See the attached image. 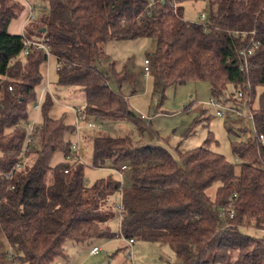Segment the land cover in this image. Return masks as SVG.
<instances>
[{
    "label": "trees",
    "instance_id": "1",
    "mask_svg": "<svg viewBox=\"0 0 264 264\" xmlns=\"http://www.w3.org/2000/svg\"><path fill=\"white\" fill-rule=\"evenodd\" d=\"M44 1L49 10L35 31L45 28L47 49L31 46L24 55L26 33L8 29L23 4L0 0V264H55L67 241L120 234L176 244L184 257L173 264H264V0H211L203 23L185 19L186 0ZM142 37L156 41L151 62L160 95L170 85L206 80L212 99L252 111L255 131L231 141L238 163L207 146L176 148V157L161 145L101 135L93 140V165L126 164L125 183L120 189L110 174L87 184L69 136L76 127L50 116L55 96L49 90L39 99L38 88L49 82L44 86L42 66L56 59L57 84L84 92V114L132 118L128 99L110 88L111 76L99 63L107 57L104 43ZM112 74L121 87L126 73ZM258 86L263 91L254 108ZM40 101V122L24 154L31 111ZM58 151L65 160L51 165ZM216 182L212 199L207 189ZM223 207L232 208L233 217L221 214ZM116 217L118 233L109 226ZM248 226L263 233L250 234Z\"/></svg>",
    "mask_w": 264,
    "mask_h": 264
},
{
    "label": "rangeland",
    "instance_id": "2",
    "mask_svg": "<svg viewBox=\"0 0 264 264\" xmlns=\"http://www.w3.org/2000/svg\"><path fill=\"white\" fill-rule=\"evenodd\" d=\"M210 1L186 0L183 2L185 19L192 22H206L210 13ZM29 2L36 6V11L35 18L26 23L25 33L32 40L43 41L44 33L35 30L41 24L38 22L40 21L38 17L49 10V4L44 0H29ZM44 8H46L45 11ZM26 12V6L23 5L22 11L14 18V21L21 20L26 16ZM202 13L205 14L204 18H201ZM102 46L107 57L101 60L99 67L111 76L110 88L121 91L128 99L135 114L132 118H97L84 114L86 105L84 92L75 86L57 84L56 59L51 56L42 66L44 86L48 79L49 91L55 96V104L49 113L50 116L54 119H63L65 124L76 127L75 115L69 106L82 110L78 129L76 128L75 132L69 136L73 144L79 141V157L81 156L85 164V179L88 185L110 174L117 178L110 168H98L93 165V140L101 135L128 137L136 145H161L176 157L178 156L176 148L188 150L207 146L224 155L230 162L238 163L232 151L231 141L247 139L255 131L253 120L249 118L252 111L247 106L241 108V116H217L216 109L211 104L210 83L206 80H191L180 85H170L166 88L164 97L160 95L155 89L152 70L150 75H146L144 71V60L151 58L156 48V41L153 38L110 40ZM113 70L126 73V79L121 87L113 77ZM41 90L39 87V99L44 93ZM262 91L261 86L256 88L254 108L259 106ZM36 113L39 112L31 111V120L35 119ZM90 123L95 126L90 127ZM35 157L36 154L30 156L28 163ZM64 160L62 152L58 151L53 155L51 165ZM219 185L220 183L216 182L207 189L212 199H215ZM112 202L116 211H119L121 204L119 192L112 196ZM109 226L113 232L118 233L119 218L110 220ZM244 230L254 235L263 233L252 226L245 227ZM95 244L99 245L101 250L98 254H90ZM6 249L7 257L10 258L12 250ZM133 250L134 255L131 261L128 257V247L119 235L114 238H97L85 243L67 241L66 255L58 257L55 264H123L125 262L173 264L184 257L178 256L177 245L173 243L135 240Z\"/></svg>",
    "mask_w": 264,
    "mask_h": 264
},
{
    "label": "built area",
    "instance_id": "3",
    "mask_svg": "<svg viewBox=\"0 0 264 264\" xmlns=\"http://www.w3.org/2000/svg\"><path fill=\"white\" fill-rule=\"evenodd\" d=\"M24 6H26V17H25V21H24V25H26V23L32 21L35 18V11H36V6L32 3L29 2V0H19ZM44 11L46 10V8L43 9ZM205 14L202 13L201 14V18H204ZM258 42H254V46H257ZM31 46H35L38 48H45L47 49V45L42 43L41 41H37L35 39H30L28 37H24V49L22 51V54H27L28 50ZM245 52V51H244ZM252 50H249V53H251ZM145 66H144V71L146 75H150L151 70H152V62H151V58H146L144 60ZM49 82H47L45 89L47 88L49 90ZM11 89V87H10ZM45 89L43 90V92L45 91ZM240 96L242 95L241 93L239 94ZM42 100V97H41ZM40 103L41 101L35 105V112L39 111L40 108ZM211 104L212 106L216 109V114L219 117H227V116H231V115H235V116H241L242 112L240 108H237L236 106H234L233 104L230 103H224L222 101H217L214 99H211ZM70 109H72L73 113L75 114L76 117V128L78 129V125H79V121L82 118V110L80 108L74 107V106H69ZM249 118L253 119V115L250 114ZM36 121L35 119L31 120V123L28 125L29 128V132H28V137L25 141V146H24V154L29 150V148L31 147L33 141H34V137L36 135V130H35V125ZM89 126H95L93 123H90ZM260 138L263 139V135H260ZM73 150H76L79 153L80 150V144L79 141L75 144H73ZM80 155V154H79ZM81 158V156H80ZM21 167V162L17 163L15 166V169H18ZM128 166L126 164L120 165L119 167L115 168V169H111L115 172V174L117 175L119 181H120V189L123 188V185L125 183V178H126V172L128 170ZM12 176V172H9L7 174V177H11ZM121 195V193H120ZM122 201V200H121ZM120 210H122V205L120 204ZM221 214L226 213L227 211L230 212V216L233 217V209L232 208H228L225 209L224 207L220 209ZM120 237L123 238L125 244L128 247V257L130 258V260H133V255H134V243H135V239L134 238H126L124 236H122L121 234L119 235ZM100 252V247L99 246H94L91 249V254H98Z\"/></svg>",
    "mask_w": 264,
    "mask_h": 264
},
{
    "label": "crops",
    "instance_id": "4",
    "mask_svg": "<svg viewBox=\"0 0 264 264\" xmlns=\"http://www.w3.org/2000/svg\"><path fill=\"white\" fill-rule=\"evenodd\" d=\"M25 17L26 16H24L21 20H19V19H16V21H14V19L10 22V24H9V27H8V29H9V31L11 32V33H14V34H22V33H24L25 32V25H24V21H25ZM13 22V23H12ZM12 23V24H11ZM36 40V39H35ZM75 115V114H74ZM35 121H36V123H39L40 122V117H38L39 115H38V113H36L35 114ZM75 120H76V117H75ZM94 246H99V245H97V244H95ZM93 246V247H94ZM92 247V248H93ZM100 247V246H99ZM91 248V249H92ZM100 250H101V248H100ZM90 254H91V250H90Z\"/></svg>",
    "mask_w": 264,
    "mask_h": 264
},
{
    "label": "water",
    "instance_id": "5",
    "mask_svg": "<svg viewBox=\"0 0 264 264\" xmlns=\"http://www.w3.org/2000/svg\"><path fill=\"white\" fill-rule=\"evenodd\" d=\"M45 31V28H42V32H44Z\"/></svg>",
    "mask_w": 264,
    "mask_h": 264
}]
</instances>
